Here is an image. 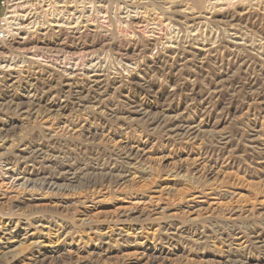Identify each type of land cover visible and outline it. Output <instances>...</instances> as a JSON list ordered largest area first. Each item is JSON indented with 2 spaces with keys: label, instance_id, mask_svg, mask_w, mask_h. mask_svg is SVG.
<instances>
[{
  "label": "rangeland",
  "instance_id": "374dc122",
  "mask_svg": "<svg viewBox=\"0 0 264 264\" xmlns=\"http://www.w3.org/2000/svg\"><path fill=\"white\" fill-rule=\"evenodd\" d=\"M1 2L0 264H264V0Z\"/></svg>",
  "mask_w": 264,
  "mask_h": 264
},
{
  "label": "built area",
  "instance_id": "2783aa9c",
  "mask_svg": "<svg viewBox=\"0 0 264 264\" xmlns=\"http://www.w3.org/2000/svg\"><path fill=\"white\" fill-rule=\"evenodd\" d=\"M0 4H1V6L3 7V6H4V4H5V2H1Z\"/></svg>",
  "mask_w": 264,
  "mask_h": 264
},
{
  "label": "bare ground",
  "instance_id": "6f19581e",
  "mask_svg": "<svg viewBox=\"0 0 264 264\" xmlns=\"http://www.w3.org/2000/svg\"><path fill=\"white\" fill-rule=\"evenodd\" d=\"M6 19L10 18V17H5Z\"/></svg>",
  "mask_w": 264,
  "mask_h": 264
}]
</instances>
